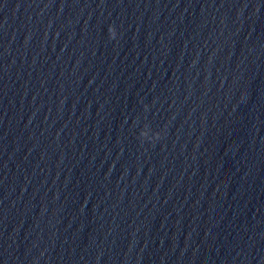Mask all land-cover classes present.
I'll list each match as a JSON object with an SVG mask.
<instances>
[{"label": "clouds", "instance_id": "9594fccd", "mask_svg": "<svg viewBox=\"0 0 264 264\" xmlns=\"http://www.w3.org/2000/svg\"><path fill=\"white\" fill-rule=\"evenodd\" d=\"M108 35H109V39L111 40L118 39L117 28L114 25L109 26ZM147 107L148 106L145 105L146 110H147ZM163 135H164L163 130H159V131L153 130L149 124L144 123L138 134V140L141 142V144L145 142L155 144L156 141L163 138Z\"/></svg>", "mask_w": 264, "mask_h": 264}]
</instances>
